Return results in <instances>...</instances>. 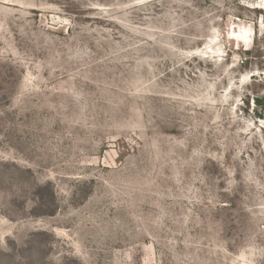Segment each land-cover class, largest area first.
Here are the masks:
<instances>
[{"label": "rangeland", "instance_id": "obj_1", "mask_svg": "<svg viewBox=\"0 0 264 264\" xmlns=\"http://www.w3.org/2000/svg\"><path fill=\"white\" fill-rule=\"evenodd\" d=\"M0 264H264V0H0Z\"/></svg>", "mask_w": 264, "mask_h": 264}]
</instances>
